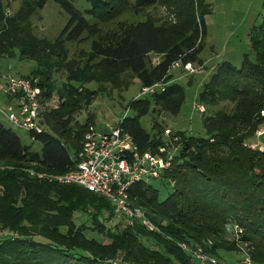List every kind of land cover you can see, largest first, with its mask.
Masks as SVG:
<instances>
[{
  "label": "trees",
  "instance_id": "16d2710c",
  "mask_svg": "<svg viewBox=\"0 0 264 264\" xmlns=\"http://www.w3.org/2000/svg\"><path fill=\"white\" fill-rule=\"evenodd\" d=\"M47 1L26 0L8 17L5 2L0 0V58H13L18 50L22 60L38 65L28 75L14 74L10 66L5 74L37 82L47 103L53 97L47 52L61 57L66 44L80 41L85 33L98 37L92 43V56L98 60L91 81L119 82L122 75L131 73L143 87L166 84L165 91L132 99L135 114L120 123L141 152L156 153L166 143L153 138L141 119L150 114L153 104L173 115L180 113L186 92L172 82L171 67L197 61L208 32L210 3L136 0L139 7L168 5L174 20L163 24L150 18L137 23L121 21L116 29L103 33L98 22L86 16L111 21L130 8V0H93L85 12L74 0H53L68 13L69 21L51 43L29 27L34 10ZM252 42L255 60L245 56L241 66L225 61L204 85L200 99L210 106L209 113H202L207 135L181 134L182 150L166 175L169 186L175 182L173 190L165 199L150 182H139L130 190L132 204L147 211L160 233L137 222L133 228L109 232L106 242L91 238L86 226L76 224V212L88 213L96 222L115 212L112 202L81 186L29 174L32 169L50 174L75 169L74 156L82 149L95 116L82 125L74 120L82 102L92 104V92L70 85L58 107L46 108L43 131L29 133L33 142L42 144L40 151L24 144L0 119V230L6 233L0 236V264H195L178 243L196 246L209 240L213 242L210 251L225 259L220 250L238 251L237 243L226 238L230 223L244 230L242 241L254 263L264 264V149L254 148L251 142L264 124V12ZM153 53L162 56L156 64L150 60ZM70 80L80 78L72 74ZM221 104L226 106L219 108ZM4 164L8 169L2 168Z\"/></svg>",
  "mask_w": 264,
  "mask_h": 264
},
{
  "label": "rangeland",
  "instance_id": "374dc122",
  "mask_svg": "<svg viewBox=\"0 0 264 264\" xmlns=\"http://www.w3.org/2000/svg\"><path fill=\"white\" fill-rule=\"evenodd\" d=\"M26 0H4L8 17L13 16L20 9ZM76 6L85 12L91 8L93 0H74ZM124 2L126 0H113ZM131 6L120 16L111 21L102 22L93 16H86L91 22H98L103 33L116 29L121 21L137 23L148 18L163 24L167 20H174L173 8L168 5L155 4L139 7L136 0H130ZM210 3L212 13L207 16L208 32L203 40V50L197 61L192 62L194 72L184 68L173 72L172 82L178 83L186 92V100L178 115H173L153 104L150 114L141 119V125L156 140H163L167 145V151L179 156L182 150V135L206 136L203 114L194 108L196 104L204 105L205 114L209 113L210 106L200 99L204 85L210 81L216 71L220 69L221 63L232 62L241 66L244 57L251 60L256 59V52L252 37L262 22L264 12V0H207ZM34 2V0H28ZM103 10V9H102ZM104 11H102L103 13ZM69 21V15L62 7L48 0L43 8H36L29 21V27L43 40L54 43L62 33ZM98 37H89L87 33L77 42L66 44V51L60 57L52 56L50 50L47 52L45 61L52 66L48 75L51 78L50 84L53 89V97L44 103L46 108L59 106L60 98L66 95L67 88L74 85L77 88L92 92L93 102L88 105L82 102L81 109L75 118V123L82 125L87 122L88 117L95 116V124L101 129L116 126L125 116L135 114L130 107L131 100L141 96L142 83L131 73L122 75L119 82L106 80L91 81L89 78L95 74L94 66L98 59L92 56V43ZM162 56L151 54L150 60L153 64L161 61ZM11 71L17 75H28L37 69L38 65L33 60H22L19 51L13 58H0V73L5 74ZM75 74L80 81H71L70 76ZM0 98V106L5 108ZM44 101V100H43ZM221 104L219 108L225 107ZM264 115V112H263ZM1 121L14 132H16L26 145H32L33 151H40L42 144L33 142L26 130L13 126L5 117L0 116ZM254 148L264 149V124L258 131V135L252 138ZM4 170L9 166L1 165ZM165 181L153 180L151 183L160 189L161 198L165 199L173 190ZM76 224L86 226V232L91 238L108 241L105 237L109 232H118L122 229L135 227V222H129L127 218L116 213H107L98 218L95 222L91 215L78 211L75 214ZM6 235L0 230V236ZM226 238L229 240L228 236ZM147 240V239H145ZM152 243L151 240L147 241ZM232 243V241L230 242ZM230 246V244L228 245ZM239 249L237 245V250ZM219 254L227 260L239 259L241 254L220 250ZM127 264V263H126ZM196 264V263H195Z\"/></svg>",
  "mask_w": 264,
  "mask_h": 264
},
{
  "label": "built area",
  "instance_id": "2783aa9c",
  "mask_svg": "<svg viewBox=\"0 0 264 264\" xmlns=\"http://www.w3.org/2000/svg\"><path fill=\"white\" fill-rule=\"evenodd\" d=\"M184 68L194 72L192 62H177L171 71ZM166 84L156 83L142 87L141 96L147 97L165 91ZM0 98L5 108L0 106V116L5 117L13 126L31 132H42L44 128V93L41 87L31 79L0 73ZM201 113L204 105L196 104ZM122 120L120 121V123ZM118 123L116 126L101 129L90 123L87 127L82 149L76 154V167L65 174L39 173L29 170V174L39 179H48L60 184H75L109 199L116 208V213L128 221L140 223L150 232L160 233L158 225L148 216L147 211L134 206L130 200L131 188L139 183H151L168 180L167 173L173 169L176 154L167 151L162 145L154 153L141 152L134 137ZM175 184L172 181V186ZM244 230L237 224L230 223L226 228L229 240L239 247L240 259L232 261L220 259L210 248L212 241L205 245L178 243L196 264H255L247 245L242 241Z\"/></svg>",
  "mask_w": 264,
  "mask_h": 264
},
{
  "label": "water",
  "instance_id": "95a60500",
  "mask_svg": "<svg viewBox=\"0 0 264 264\" xmlns=\"http://www.w3.org/2000/svg\"><path fill=\"white\" fill-rule=\"evenodd\" d=\"M117 264V263H116Z\"/></svg>",
  "mask_w": 264,
  "mask_h": 264
}]
</instances>
